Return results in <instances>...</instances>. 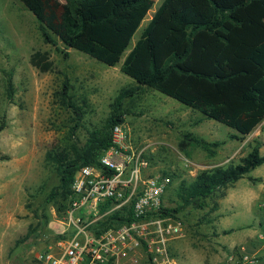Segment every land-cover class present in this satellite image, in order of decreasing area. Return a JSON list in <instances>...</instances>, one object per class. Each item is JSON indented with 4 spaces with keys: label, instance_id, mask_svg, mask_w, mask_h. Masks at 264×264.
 Here are the masks:
<instances>
[{
    "label": "rangeland",
    "instance_id": "rangeland-1",
    "mask_svg": "<svg viewBox=\"0 0 264 264\" xmlns=\"http://www.w3.org/2000/svg\"><path fill=\"white\" fill-rule=\"evenodd\" d=\"M151 1L123 59L163 0ZM38 51L48 54V72L29 62ZM121 62L108 68L59 41L56 47L44 44L37 20L23 4L0 0V264H42L37 256L66 237L60 234L66 228L65 214H57L52 199L58 177L45 154L73 144L82 147L104 127L118 91L135 86L120 72ZM9 80L12 98L7 100ZM64 83L69 85V106L57 95ZM124 109L127 143L144 149L147 175H177L163 201L168 209L176 207L169 197L179 181L190 182L214 166L238 164L251 146H259L264 155V120L244 140H233L231 128L146 88L125 102ZM186 132L208 142L223 141L224 146L214 158L193 147L186 157L177 148ZM172 218L182 223L181 237L169 245L173 264H264V163L217 191L203 210L188 206ZM40 220L46 222L44 235L30 248L17 244ZM138 264L150 263L140 259Z\"/></svg>",
    "mask_w": 264,
    "mask_h": 264
},
{
    "label": "trees",
    "instance_id": "trees-1",
    "mask_svg": "<svg viewBox=\"0 0 264 264\" xmlns=\"http://www.w3.org/2000/svg\"><path fill=\"white\" fill-rule=\"evenodd\" d=\"M19 1L37 20L44 44L56 47L59 41L108 68L121 62L153 5L151 0ZM29 62L41 73L51 69L46 52L33 53ZM120 72L135 86L118 91L104 127L93 132L82 147L73 144L45 154V162L54 167L58 177L52 199L59 216L69 204L75 174L85 166L99 167L101 152L111 146V129L124 123L125 102L143 88L231 128L235 131L233 140H244L258 127L264 120V0H163L122 60ZM68 90L64 83L57 95L69 106ZM6 92L10 100V80ZM70 106L73 112L79 111ZM223 144L186 132L177 148L186 157L193 147L213 158ZM263 163L259 146H251L238 164L214 166L199 171L190 182L179 181L169 197L176 207L168 209L163 204V214L172 217L188 206L203 210L217 191ZM162 176L170 179L164 201L177 175ZM130 214V206L114 212L93 225L90 232L97 234L129 223ZM44 220H48L47 215ZM45 227L46 222L38 221L17 244L32 247L35 239L44 235Z\"/></svg>",
    "mask_w": 264,
    "mask_h": 264
},
{
    "label": "built area",
    "instance_id": "built-area-1",
    "mask_svg": "<svg viewBox=\"0 0 264 264\" xmlns=\"http://www.w3.org/2000/svg\"><path fill=\"white\" fill-rule=\"evenodd\" d=\"M125 124L111 129V146L99 156V167L85 166L71 183L63 240L37 256L42 264H173L170 241L181 237L182 223L164 215L168 177L147 175L144 149L127 143ZM131 207L129 223L101 230L90 228L114 212Z\"/></svg>",
    "mask_w": 264,
    "mask_h": 264
},
{
    "label": "crops",
    "instance_id": "crops-1",
    "mask_svg": "<svg viewBox=\"0 0 264 264\" xmlns=\"http://www.w3.org/2000/svg\"><path fill=\"white\" fill-rule=\"evenodd\" d=\"M222 142H223V141H222ZM223 146H224V144H223ZM218 154H219V151H217L216 155H218ZM216 155H215L214 157H216ZM214 157H213V158H214Z\"/></svg>",
    "mask_w": 264,
    "mask_h": 264
}]
</instances>
